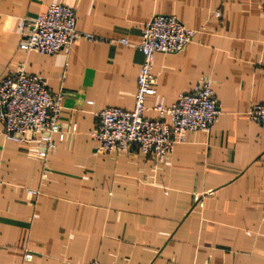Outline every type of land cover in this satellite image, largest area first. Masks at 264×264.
I'll return each mask as SVG.
<instances>
[{
  "label": "crops",
  "instance_id": "0c3cea01",
  "mask_svg": "<svg viewBox=\"0 0 264 264\" xmlns=\"http://www.w3.org/2000/svg\"><path fill=\"white\" fill-rule=\"evenodd\" d=\"M53 2L73 10L78 33L127 45L80 38L66 54L20 50V21ZM155 14L195 35L153 56L145 117L203 81L220 114L153 166L136 153L96 154L89 134L95 112L131 109L136 46ZM21 66L61 93L62 138L42 161L41 134L18 144L0 125V264H264V125L246 117L264 105V0H0V82Z\"/></svg>",
  "mask_w": 264,
  "mask_h": 264
},
{
  "label": "built area",
  "instance_id": "2783aa9c",
  "mask_svg": "<svg viewBox=\"0 0 264 264\" xmlns=\"http://www.w3.org/2000/svg\"><path fill=\"white\" fill-rule=\"evenodd\" d=\"M218 17V13H214ZM20 50L50 56L68 52L77 39L108 45L126 46L122 39L98 38L75 30L73 10L60 3H51L33 19L20 21ZM195 31L185 28L174 16L155 14L143 25L136 49L142 60L136 76L135 91L130 110L104 108L94 113L95 128L89 138L96 154L136 153L150 159L153 166L168 157L174 145L184 141L187 132L207 134L220 114L217 101L208 82L203 81L191 93L178 94L168 107L154 106L156 117H145L148 109L145 98L154 94L155 77L151 73L155 54H177L189 44ZM61 93L51 92L44 80L29 75L23 66L0 82V125L3 138L18 144H29L31 137L41 134L37 157L45 161L56 147L54 138L61 141L59 117ZM90 105V102H87ZM250 122L264 125V105L250 104L246 111ZM37 194V192H31ZM192 201L201 207L200 197ZM32 254L25 252L23 261ZM86 264H99L91 261Z\"/></svg>",
  "mask_w": 264,
  "mask_h": 264
}]
</instances>
